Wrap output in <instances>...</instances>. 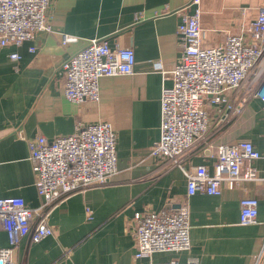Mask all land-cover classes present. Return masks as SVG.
I'll return each instance as SVG.
<instances>
[{
  "label": "crops",
  "instance_id": "0c3cea01",
  "mask_svg": "<svg viewBox=\"0 0 264 264\" xmlns=\"http://www.w3.org/2000/svg\"><path fill=\"white\" fill-rule=\"evenodd\" d=\"M192 1L54 0L47 11L52 32H39L21 46H0V198L21 197L31 209L41 205L29 140L69 136L94 123H108L117 137L118 170L110 184L60 203L49 218L53 236L40 243L24 238L15 250V264H161L174 259L251 264L261 254L259 264H264V182L224 184L220 196H189L183 172L151 156L161 140L162 92L173 85L171 71L181 58L178 11L194 13ZM262 5L264 0H201L203 47H216L227 34L249 27ZM65 35L78 40L64 44ZM100 39L112 49L132 48L134 71L101 78L98 102L73 103L65 94L62 64ZM14 54L19 60L12 59ZM238 140L264 152V108L258 99L235 123H213L211 155L218 145ZM205 147L199 146L188 162L206 165L213 175L215 158L204 153ZM254 166L264 170V159ZM245 197L259 200L256 224L240 223ZM184 203L191 249L135 258V214L175 210ZM0 245L9 246L4 232Z\"/></svg>",
  "mask_w": 264,
  "mask_h": 264
},
{
  "label": "built area",
  "instance_id": "2783aa9c",
  "mask_svg": "<svg viewBox=\"0 0 264 264\" xmlns=\"http://www.w3.org/2000/svg\"><path fill=\"white\" fill-rule=\"evenodd\" d=\"M53 1L0 0V46H21L39 32H52L47 11ZM200 3L201 0L192 1L190 5L197 6L192 14L185 12L187 8L178 11L182 14L178 26L181 58L171 71L173 85L162 92L161 140L153 146L151 156L183 172L189 196H220L224 184L234 188L240 181L264 182V170L254 166L264 159V152L252 142L220 144L211 155L214 144L209 141L213 123H235L252 99H258L264 108V5L249 27L227 34L224 43L216 47L204 48ZM77 40L68 35L63 38L64 44ZM19 58L17 54L12 56L14 60ZM135 64L132 48L112 49L107 39L93 40L62 64L66 97L77 104L85 100L98 102L101 78L130 75ZM156 67L162 69L159 63ZM116 138L108 123H94L79 126L69 136L29 140L42 203L31 209L21 197L0 198V232L9 241L8 247L0 245V264H15V250L24 238L40 243L53 236L49 218L60 203L77 193L110 184L118 170ZM202 144L206 145L204 153L215 158L213 175L206 165L188 162ZM240 206L241 225L256 224L259 200L245 197ZM87 213L90 218L89 208ZM133 226L137 259L191 249L187 203L175 210L139 212ZM261 256H255L251 264H259ZM161 264L197 262L180 263L174 259Z\"/></svg>",
  "mask_w": 264,
  "mask_h": 264
}]
</instances>
